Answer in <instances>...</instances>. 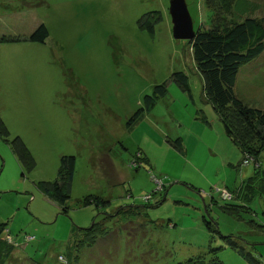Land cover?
Segmentation results:
<instances>
[{"label": "rangeland", "instance_id": "374dc122", "mask_svg": "<svg viewBox=\"0 0 264 264\" xmlns=\"http://www.w3.org/2000/svg\"><path fill=\"white\" fill-rule=\"evenodd\" d=\"M229 1L235 19L264 15V0ZM184 2L192 26H208L203 0ZM155 11L149 33L137 19ZM39 23L47 35L30 40ZM171 26L168 0H0V118L35 160L26 170L0 137V237L13 244L0 264H248L241 246L264 264V149L248 159L223 133L189 43ZM177 70L190 96L171 78ZM161 82L165 92L126 125ZM233 91L264 107V47L238 67ZM62 153L76 160L67 212L47 195L39 218L27 207L31 181L52 179ZM255 166L259 179L248 177ZM246 179L261 184L247 201ZM88 193L109 204L83 205ZM133 204L138 214L125 210ZM93 218L107 232L67 261L71 229Z\"/></svg>", "mask_w": 264, "mask_h": 264}, {"label": "trees", "instance_id": "16d2710c", "mask_svg": "<svg viewBox=\"0 0 264 264\" xmlns=\"http://www.w3.org/2000/svg\"><path fill=\"white\" fill-rule=\"evenodd\" d=\"M234 1V0H233ZM225 0H203V4L210 15L208 26L201 23L193 27V35L187 39L195 68L199 71L202 84L201 91L205 101H208L214 110L223 133L237 147L241 156L249 154L256 159L262 149H264V107H256L244 103L233 91L238 67L258 55L264 47V15L246 16L242 19H235L231 13V1ZM252 6L251 3H249ZM254 5V4H253ZM239 7L238 9H240ZM253 8V7H252ZM154 15V16H153ZM158 12L143 13L137 19L139 27L145 28L149 33L153 32V22L158 20ZM47 35V29L43 23H39L30 33L29 39L43 41ZM171 78L190 96L187 75L183 71H173ZM165 82L154 84L149 93H144L141 97L142 106L136 108L126 120V125L136 120L142 115L144 110H149L157 96L165 92ZM0 137L5 140L11 152L18 162L26 169L33 168L35 160L25 142L19 135L9 136V131L0 118ZM171 144L178 150L181 149L180 137L176 136L171 140ZM75 170V155L62 153L58 156V165L52 179H39L36 181L40 191L60 204V212H67V202L70 197V184ZM260 169L255 166L248 177H258ZM23 173V172H21ZM248 180V179H246ZM252 179L251 184L239 186L244 192L245 201L254 190V185H260L257 180ZM264 190V187H263ZM258 194L260 193L257 191ZM261 195V193H260ZM83 205H93L96 209L109 204L104 196L88 193L81 198ZM233 205V203H230ZM127 206V205H126ZM125 206V207H126ZM139 204L128 205L125 210H131L132 214H138ZM122 206L117 207L108 215H115ZM106 215V214H105ZM207 222V221H206ZM209 223V222H208ZM260 225V224H258ZM107 232L106 226H102L100 221L91 219L88 226H77L69 251L67 261H75L77 255L74 250L82 244H92L97 235ZM230 236V235H229ZM231 237V236H230ZM227 237L232 247H237L235 242ZM10 243L0 239V254L8 253ZM248 264H259L249 251H245L241 246L237 250ZM196 264H209L203 259L196 261Z\"/></svg>", "mask_w": 264, "mask_h": 264}, {"label": "water", "instance_id": "95a60500", "mask_svg": "<svg viewBox=\"0 0 264 264\" xmlns=\"http://www.w3.org/2000/svg\"><path fill=\"white\" fill-rule=\"evenodd\" d=\"M168 12L172 22V36L190 39L194 29L184 0H168Z\"/></svg>", "mask_w": 264, "mask_h": 264}, {"label": "crops", "instance_id": "0c3cea01", "mask_svg": "<svg viewBox=\"0 0 264 264\" xmlns=\"http://www.w3.org/2000/svg\"><path fill=\"white\" fill-rule=\"evenodd\" d=\"M112 159H115V158H113V157H111ZM112 161V160H111ZM75 162H76V160H75ZM118 165H115V167L113 168V170L112 171H114V169H115V171H114V174L116 175L117 174V172H118ZM93 168V167H92ZM111 171V172H112ZM119 171H121V170H119ZM22 172V171H21ZM22 174V173H21ZM107 174H109V176H110V171H108V173ZM39 180V179H38ZM37 181V180H36ZM36 181H31V183H33L34 185H35V189H36V192H35V194L34 195H32L31 196V202H30V204H28L27 203V207H29L30 208V211H31V213L34 215V216H38L39 218H43V217H45V218H47L48 217V215L46 216V211H45V205L43 204V203H41V202H39L40 200H44V201H47L48 200V198L46 197L47 195L46 194H44L43 192H41L40 191V189H39V187L37 186V184H36ZM49 201V200H48ZM32 205H35V207H32ZM56 207H58V206H56ZM58 211H59V207H58ZM52 212H53V210H52ZM60 213H62V212H60ZM44 221V220H43ZM1 225H2V223H0V227H1ZM76 227L77 226H74V228L73 229H71V231H70V236H69V239H68V250H69V247H70V243H71V241H72V235L74 236V234H75V230H76ZM2 235V234H1ZM0 239H2V240H4L2 237H0ZM12 248H13V244L12 243H10V248H9V251H8V253L6 254L5 252H3L4 253V256L5 257H8V255L11 253V250H12Z\"/></svg>", "mask_w": 264, "mask_h": 264}, {"label": "bare ground", "instance_id": "6f19581e", "mask_svg": "<svg viewBox=\"0 0 264 264\" xmlns=\"http://www.w3.org/2000/svg\"><path fill=\"white\" fill-rule=\"evenodd\" d=\"M171 25H172V22H171Z\"/></svg>", "mask_w": 264, "mask_h": 264}, {"label": "built area", "instance_id": "2783aa9c", "mask_svg": "<svg viewBox=\"0 0 264 264\" xmlns=\"http://www.w3.org/2000/svg\"><path fill=\"white\" fill-rule=\"evenodd\" d=\"M223 192H225V191H223Z\"/></svg>", "mask_w": 264, "mask_h": 264}]
</instances>
